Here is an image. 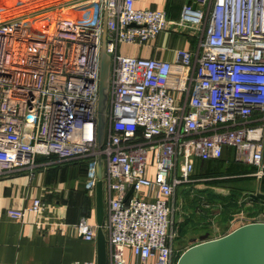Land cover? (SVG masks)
Instances as JSON below:
<instances>
[{
    "label": "built area",
    "instance_id": "1",
    "mask_svg": "<svg viewBox=\"0 0 264 264\" xmlns=\"http://www.w3.org/2000/svg\"><path fill=\"white\" fill-rule=\"evenodd\" d=\"M136 1L70 2L90 14L54 18L50 36L27 19L0 17V178H32L42 165L36 158L53 156L83 162L94 195L101 158L107 264H129L127 248L138 264H175L173 195L194 181L195 159L218 160L231 148L236 162L254 167L258 183L264 177V0H194L177 22ZM104 16L110 75L99 148ZM169 25L197 38L172 62L119 53L120 44L143 45ZM43 210L34 198L5 214L21 221ZM248 222H264V213ZM236 227L229 222L222 235ZM76 229L95 238L96 225L84 218Z\"/></svg>",
    "mask_w": 264,
    "mask_h": 264
},
{
    "label": "crops",
    "instance_id": "2",
    "mask_svg": "<svg viewBox=\"0 0 264 264\" xmlns=\"http://www.w3.org/2000/svg\"><path fill=\"white\" fill-rule=\"evenodd\" d=\"M74 1L0 0V17L3 20L24 18L32 21V26L35 24L33 28H38L36 26L42 24L44 19L51 20L63 15L83 17L90 14L88 8L72 9L70 2ZM193 1L137 0L135 7L163 10L169 21L177 22L183 7ZM196 39L194 32L169 25L154 39L143 45L133 46L132 54H122L120 49L130 44H120L119 53L124 56L152 57L172 62L177 49L194 47ZM36 160L42 165L36 168L32 178L27 174L0 178V264H69L74 260L96 261L95 238L85 240L76 229V224L81 218L95 225V201L94 195L89 194L85 187V164L60 163L56 162L53 156H39ZM216 161L228 163L231 173L240 181L238 185L241 186L242 192L246 191L247 185L252 187L251 181L255 179L254 167L236 162L231 148L225 147L222 157L218 160L195 159L193 170L196 173V166ZM196 177L200 178V175L196 173L192 176L193 180H199ZM34 198L44 203V210L40 214L27 211L21 221L6 216L8 208H22ZM252 205L240 204L243 209ZM124 255L129 264H138L130 249H125Z\"/></svg>",
    "mask_w": 264,
    "mask_h": 264
},
{
    "label": "rangeland",
    "instance_id": "3",
    "mask_svg": "<svg viewBox=\"0 0 264 264\" xmlns=\"http://www.w3.org/2000/svg\"><path fill=\"white\" fill-rule=\"evenodd\" d=\"M33 29L37 28L34 27ZM133 46L137 45L121 48L120 52L126 55L132 54L134 53ZM196 167V173L200 175V178H196L199 180L194 179L196 181L181 184L176 188L173 195L172 219L175 230L173 243L178 251L186 249L197 241L211 239L225 233L227 231L226 224L229 222L235 226H240L241 223L252 220L256 216H249L246 212L247 209L240 206V204H251L248 201L249 198L244 196L246 191L240 195L230 191L232 187L236 186V183L239 182L236 180L239 179L234 173H231L232 170L228 163L216 161L210 162L208 165L200 164ZM196 173L193 170L192 176ZM253 180L255 182L251 181L250 190L264 192V188L260 187L261 183H258L256 179ZM233 199H236L237 202L234 206L228 207V204H231L229 201ZM252 210H257V207L254 206ZM228 211L230 214L225 215ZM183 220H190L189 228L186 233L179 234L178 225Z\"/></svg>",
    "mask_w": 264,
    "mask_h": 264
},
{
    "label": "water",
    "instance_id": "4",
    "mask_svg": "<svg viewBox=\"0 0 264 264\" xmlns=\"http://www.w3.org/2000/svg\"><path fill=\"white\" fill-rule=\"evenodd\" d=\"M102 28L96 124L99 148L104 142L110 75V57L105 52L106 16L103 17ZM103 172V162L99 158L94 190L96 264H107L106 237L102 228L104 222ZM130 192L131 190L128 191L127 196ZM175 264H264V222H248L222 236L190 245L177 257Z\"/></svg>",
    "mask_w": 264,
    "mask_h": 264
},
{
    "label": "trees",
    "instance_id": "5",
    "mask_svg": "<svg viewBox=\"0 0 264 264\" xmlns=\"http://www.w3.org/2000/svg\"><path fill=\"white\" fill-rule=\"evenodd\" d=\"M237 181V180H236ZM239 181V180H238ZM240 182V181H239ZM236 183V186L235 187H232L230 189V191H232L233 194H242V189H241V186L238 185V183ZM260 187L263 189L264 188V177L261 179L260 181ZM247 193H245V197L246 198H249V202H251L253 205L249 208H247V211L248 212V215L249 216H254V215H258L260 213H264V192H253L250 190V187L247 185V189H245ZM229 201V200H228ZM236 199H233L232 201L230 200L229 203L231 204H228V207H231V206H234V204L236 203ZM244 203H246L244 201ZM233 204V205H232ZM257 207V210H252L253 207ZM226 214H230V212L228 211V213L226 212ZM223 218V217H222ZM226 221V219H224ZM189 223H190V220H183L179 225H178V232L179 234L180 233H186V231L188 230L189 228ZM228 224H226V227L228 228ZM226 228V230H227ZM206 239V238H205ZM184 250V249H183ZM183 250H180L178 251V256L181 254V252Z\"/></svg>",
    "mask_w": 264,
    "mask_h": 264
},
{
    "label": "bare ground",
    "instance_id": "6",
    "mask_svg": "<svg viewBox=\"0 0 264 264\" xmlns=\"http://www.w3.org/2000/svg\"><path fill=\"white\" fill-rule=\"evenodd\" d=\"M53 20H54V19L51 20V23H50L47 27H42L41 25H42L43 23L40 24V25H37L36 27L41 28L42 31H45V33H46L48 36H50V35L52 34V31H53V24H52V21H53ZM33 26H35V24H34Z\"/></svg>",
    "mask_w": 264,
    "mask_h": 264
}]
</instances>
